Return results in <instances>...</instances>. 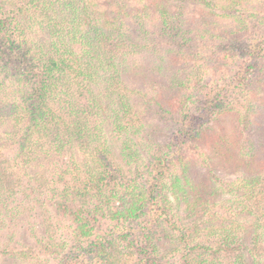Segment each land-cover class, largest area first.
Instances as JSON below:
<instances>
[{"label":"rangeland","instance_id":"374dc122","mask_svg":"<svg viewBox=\"0 0 264 264\" xmlns=\"http://www.w3.org/2000/svg\"><path fill=\"white\" fill-rule=\"evenodd\" d=\"M136 1L104 2L112 16L118 11L112 6L121 9L120 18L127 22L123 30L144 43V48L127 57L128 63L136 66L123 75L122 84L133 104L124 123L130 121L131 127H139L128 133L129 153L138 152V156L129 163L122 161L118 137L102 135L109 139L106 157L113 163L100 169L105 171L103 192L120 197L126 186L143 185L151 177L150 162L165 158L171 164L158 179L157 189L158 196L167 199V215L157 219L154 208L146 209L148 217L161 225L145 248L140 234L120 238L115 231L117 221L109 219L119 207L118 198L102 208L105 204L99 197L82 204L74 202L72 196L59 198L55 190L57 194L33 191V174H44L46 167L61 159L47 157L46 161L41 156L44 165L35 169L20 166L16 158L20 133L6 140L3 133L7 125L0 126V178L14 182V188L5 185L0 192V264H103L84 249L90 239L110 233L120 249L119 264H139L141 258L148 260L147 264H221L223 252L212 254L221 240L205 232L191 234L192 222L196 221L201 232L224 224L228 215L237 211L233 200L241 195V180L257 179L255 198L264 200V0ZM133 15L137 16L131 20ZM167 18L173 30L168 34L169 30L161 27V19ZM140 27L146 33L137 30ZM250 51L256 56L252 75L246 81L243 75L236 80V72L246 65ZM207 109L208 121L196 124L197 137L174 145L183 117ZM27 122V118L22 120L20 127ZM6 159L10 160L7 165ZM62 166L66 168L64 163ZM175 176L182 187L189 183L178 194L185 198L179 201L170 196ZM57 184L53 189L63 188ZM71 186L79 187L77 183ZM192 197L195 206L186 212L183 209ZM96 206L103 211L87 215ZM63 207L69 211L64 212ZM79 210H84L82 217L88 221L85 229H90V236L82 240L75 236L73 222V213ZM239 221L237 242L247 251L256 241L252 240L254 229L245 215ZM183 233L185 238L180 237ZM255 234L264 235V230L260 228ZM256 247L257 252L246 256L245 264L264 263V240ZM65 254L70 259L64 258Z\"/></svg>","mask_w":264,"mask_h":264},{"label":"trees","instance_id":"16d2710c","mask_svg":"<svg viewBox=\"0 0 264 264\" xmlns=\"http://www.w3.org/2000/svg\"><path fill=\"white\" fill-rule=\"evenodd\" d=\"M105 1L0 0V126L7 125V131L3 133L6 140L20 133L16 143V158L20 166L35 169L44 165L45 159H41V156H45L46 161L47 157L61 159L46 167L48 171L44 174H33V191L55 190L59 198L72 196L74 202L79 200L82 204L99 197V202L105 204L102 208L118 198L119 207L109 217L119 225L115 231L122 239L140 234L145 248L151 241L153 231L161 225L158 220L148 217L146 209L154 208L157 213L155 217H159L157 219L167 215L165 210L168 208L164 204L167 199L158 196L157 181L171 163H167L165 158L154 159L149 164L151 177L143 185L126 186L124 195L120 197L113 192H103L105 171L100 169L113 163L109 164L106 157L110 151L109 139L102 135L108 136L110 133L112 138L118 137L122 161L129 163L138 156V152L129 153L128 133L139 130V127H131L130 121L124 123L133 104L127 88H123L122 84L123 75L126 72L129 74L130 69L136 66L134 62L128 63L127 57L144 48V43L136 42L133 34L123 30L127 22L120 18L121 9L112 6V10H118L112 16L106 11ZM135 2L133 0L132 3ZM136 16L133 15L131 20ZM161 20V27L169 30L166 33L172 32L171 19ZM143 29L137 28L146 33ZM127 49H131L130 53L125 52ZM254 53L248 52L246 65L239 67L236 80L243 79L242 75L245 81L251 77V65L256 60ZM208 114L209 109L198 115L184 116L173 144L197 137L196 124L208 121ZM26 118L28 122L21 128L20 124ZM9 161L5 160L6 165ZM62 163L66 164V168ZM66 177L70 179L67 180L69 183L65 182ZM256 181L255 178L241 180L238 187L241 195L233 200L235 207L237 204V211L225 214L229 218L224 224L201 232L197 230L196 221L192 222L191 234L199 236L205 232L206 236L221 240L212 253L223 252L221 264H245L246 256L257 252V242L264 240V235L255 234L260 228L264 230V200L255 198ZM57 183L63 184V188L53 189ZM73 183L80 188L72 187ZM12 184L13 180L0 178V192L5 185L14 188ZM184 186L175 176L171 184L174 189L170 194L172 200L185 199L180 195L178 197ZM16 187L20 188L18 185ZM11 192L15 193V189ZM192 198L190 203H186L187 209L185 207L184 211L193 210L196 199ZM102 208L96 206L87 215L98 214L103 211ZM68 211V208L64 209V212ZM83 211L73 213L75 236L80 240L90 236V229H85L88 221L82 217ZM241 215L249 219L254 229L252 240H256L247 251L237 242ZM143 217L144 220L140 222L139 219ZM184 236L183 233L180 237ZM111 237V233L96 236L90 239L84 250L103 264H119L120 249H117L116 239ZM64 258L70 259L68 254ZM147 262L145 258L139 259V264Z\"/></svg>","mask_w":264,"mask_h":264}]
</instances>
